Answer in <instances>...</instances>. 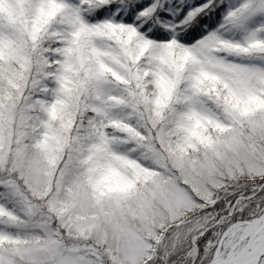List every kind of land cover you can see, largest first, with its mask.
Wrapping results in <instances>:
<instances>
[{"label":"trees","instance_id":"trees-1","mask_svg":"<svg viewBox=\"0 0 264 264\" xmlns=\"http://www.w3.org/2000/svg\"><path fill=\"white\" fill-rule=\"evenodd\" d=\"M252 2L256 4L258 0ZM60 3L63 0H0V144L8 127V106L15 103L23 117L20 138L24 151L39 161L41 174L52 177L68 155L73 169L63 178L62 193L73 192L75 185L82 182L87 194L95 199L130 197L142 192L154 179L161 183L176 180L167 167L171 159L195 165L235 130L248 134L249 123L264 114V103H260L264 100V81L250 82L237 94L235 88L226 87L228 80L223 74L206 69L209 78L205 80V89L220 100L219 106L209 103L207 112L173 107V77L163 71L159 84L144 82L140 89L143 99L131 112L114 104L110 112L100 115L87 99L80 53L74 50L59 60H49L37 52L38 47L47 51L46 39L52 21L62 11L57 10ZM229 3L237 6L242 0ZM108 15L97 9L86 19L96 21ZM222 23L220 35L243 42L264 24V19L254 13L248 24L242 26L239 18L222 22L217 12L180 33L182 42L194 43ZM152 38L166 39L167 34ZM262 60L264 57L259 56L238 58V62L256 65ZM56 64L61 71L55 88L51 83L37 87L41 73L45 77L50 75L44 67ZM162 91H170L171 102L162 106L161 115H156L152 101ZM249 95L255 96L256 102H245ZM192 112L196 115L189 119ZM161 157L164 159L160 160ZM255 160L252 156L245 167L232 166L222 173L214 172L210 181L205 180L206 190L214 192L207 206L192 201L156 226L153 237L148 238L144 264H172L178 260L177 251L182 245L192 248L189 256L193 264L208 262L225 228L252 219L264 207V164ZM15 178L20 183V178ZM22 217L12 196L0 195V250L39 244L46 239L43 229L25 225Z\"/></svg>","mask_w":264,"mask_h":264},{"label":"snow or ice","instance_id":"snow-or-ice-1","mask_svg":"<svg viewBox=\"0 0 264 264\" xmlns=\"http://www.w3.org/2000/svg\"><path fill=\"white\" fill-rule=\"evenodd\" d=\"M97 9L109 15L96 21L87 20L86 16ZM57 10L62 11L49 28L47 51L38 47L37 52L49 60H59L74 50L79 52L88 102L102 116L114 104L130 112L138 107L143 99L140 89L144 82L159 84L163 71L173 77L170 80V89L175 88L176 96L173 107L204 112L209 111V103L220 104L212 91L205 89V80L209 78L206 69L223 74L228 80L226 87L235 88L237 94L250 82L264 81V60L259 65L238 62L241 57H264V24L243 42L220 35L223 23L191 44L182 42L180 36L193 23L209 19L217 12L225 23L249 13L264 19V2L257 6L252 0H242L233 6L229 0H63ZM164 34L166 39L152 38ZM88 48L90 52H86ZM60 71L59 64L44 67V72L50 75L45 77L41 73L37 87L51 83L55 88ZM169 95L170 91H162L152 101L156 115H161L162 106L171 102ZM256 99L249 95L245 102H256ZM195 115L192 112L189 119ZM0 189H3L0 195H15L12 184L2 176ZM183 190L190 200L207 206L204 198L190 196L192 190L187 185ZM215 203L213 200L212 205Z\"/></svg>","mask_w":264,"mask_h":264},{"label":"rangeland","instance_id":"rangeland-1","mask_svg":"<svg viewBox=\"0 0 264 264\" xmlns=\"http://www.w3.org/2000/svg\"><path fill=\"white\" fill-rule=\"evenodd\" d=\"M262 2L258 0L256 5ZM253 14L239 18L242 26ZM16 108L11 103L7 109L8 127L0 144V176L13 186L15 195L11 196L22 213L23 223L43 229L46 239L39 244L0 250V264H144L148 238L153 237L156 226L191 204L183 190L185 185L200 193L206 190L205 183L214 172L245 167L252 156L255 163L264 164L262 114L249 123L248 134L235 130L195 165L171 159L170 166H166L176 180L161 183L154 179L146 189L130 197L95 199L87 194L82 182L75 185L73 192L62 193L63 178L73 169L68 155L52 177L41 174L39 161L24 151L20 138L23 117ZM16 176L24 184L18 183ZM263 213L264 207L258 216ZM248 225L249 221L238 222L225 228L208 264H252L245 263L244 258L249 261L263 247L264 238L258 239V233L251 236ZM252 240L260 245H253ZM256 264H264V254Z\"/></svg>","mask_w":264,"mask_h":264},{"label":"clouds","instance_id":"clouds-1","mask_svg":"<svg viewBox=\"0 0 264 264\" xmlns=\"http://www.w3.org/2000/svg\"><path fill=\"white\" fill-rule=\"evenodd\" d=\"M113 71H115V69H113ZM187 187L190 189L191 185H188ZM213 194L214 192L212 189H207V190L201 191L199 194L195 192H191L190 196H199V197L204 198L206 201H208L211 195ZM193 203H195V201H193ZM191 251H192V248H186L185 246L182 245L177 251L178 260H174L172 264H193L192 258L189 256V252ZM180 256H182L184 259L179 260Z\"/></svg>","mask_w":264,"mask_h":264},{"label":"bare ground","instance_id":"bare-ground-1","mask_svg":"<svg viewBox=\"0 0 264 264\" xmlns=\"http://www.w3.org/2000/svg\"><path fill=\"white\" fill-rule=\"evenodd\" d=\"M264 228V223H260L259 221L253 223V224H249L247 226V231L251 232V236H254L256 233H258V239L259 238H263V236H261V230ZM258 239H256L258 241ZM256 240H252V242L254 241L253 245L259 246V242L256 243ZM211 264H215V263H211Z\"/></svg>","mask_w":264,"mask_h":264},{"label":"water","instance_id":"water-1","mask_svg":"<svg viewBox=\"0 0 264 264\" xmlns=\"http://www.w3.org/2000/svg\"><path fill=\"white\" fill-rule=\"evenodd\" d=\"M245 249V248H244ZM264 253V245L263 247L257 252V255L255 257L252 258V261L254 262V264H256V262L258 261L259 257ZM238 264V263H237Z\"/></svg>","mask_w":264,"mask_h":264}]
</instances>
